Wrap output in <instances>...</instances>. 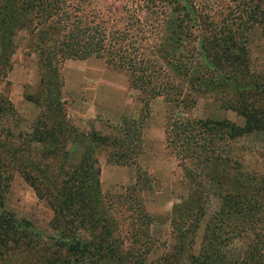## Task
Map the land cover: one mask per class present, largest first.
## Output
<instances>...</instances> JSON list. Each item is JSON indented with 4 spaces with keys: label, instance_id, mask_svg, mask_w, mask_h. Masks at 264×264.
<instances>
[{
    "label": "trees",
    "instance_id": "16d2710c",
    "mask_svg": "<svg viewBox=\"0 0 264 264\" xmlns=\"http://www.w3.org/2000/svg\"><path fill=\"white\" fill-rule=\"evenodd\" d=\"M82 1L0 0V71L7 64L10 31L15 24H23L28 27L30 37L38 36L35 46L39 58L95 56L124 69L142 105L137 116H121L109 135H99L94 130L79 131L72 126L60 112L56 92H50L51 98L46 91L39 93L44 97L41 102L34 99L41 111L29 133H11L1 121V112L6 108L13 113V107L7 101L0 106V258L10 248L25 255L39 241L27 221L16 219L4 209L11 175L7 171L8 163L19 167L37 195V183L30 179L33 171L43 178L51 194L40 196L51 198L57 235L50 239L62 253H56L61 258L55 257L49 264L81 261L97 264L116 259L121 251L111 233L114 228L106 225L94 145L105 146L107 161L134 166L133 185L143 188L147 176L137 159L142 149V121L148 114L150 99L163 97L184 110L194 102L195 95L204 91L234 92L244 100L249 90L259 94L264 91V78L256 82L240 81L236 69L231 68L232 60L243 55L239 38L247 23H260L264 28V0H243L237 13H226L228 17L224 14L220 23L213 17L212 5L205 2L136 0L129 7L123 5V13L128 15L111 25L83 15ZM198 26L207 27L209 37L201 39L196 46L198 37L193 30ZM44 40L48 41L45 46ZM244 62L240 63L242 69ZM51 104L57 113L48 121L45 111ZM246 108L245 105L243 113ZM244 117L245 124L238 126L226 120L181 116L172 119L165 129V142L179 163H191L194 176L199 177L193 192H201L204 186L220 192L219 208L207 219L201 246L197 254L191 255L190 264H264V209H259L256 201L240 190L249 180L248 174L237 162L230 163V179L235 187L224 190L218 186L222 184L219 176L223 164L214 155L216 141L247 132L251 119L248 115ZM30 143H39L40 148L31 149ZM74 143L81 149L72 162L69 148ZM140 178L143 183L138 185ZM191 197V201L196 198ZM188 203L181 206L183 222L193 217L197 220L195 216L202 215L199 205L191 208ZM244 230L251 231V241L242 254H228L224 250L228 241ZM81 232L89 237L85 239Z\"/></svg>",
    "mask_w": 264,
    "mask_h": 264
},
{
    "label": "rangeland",
    "instance_id": "374dc122",
    "mask_svg": "<svg viewBox=\"0 0 264 264\" xmlns=\"http://www.w3.org/2000/svg\"><path fill=\"white\" fill-rule=\"evenodd\" d=\"M134 2L136 0H83L80 7L81 13L87 18L111 25L119 17L128 15L123 13V5L129 7ZM196 2L211 4L215 10L213 17L220 23L224 20V14L228 17L226 13H237V7L243 0ZM10 32L11 47L8 49L7 64L0 71V100L3 99L0 106L3 107L7 101L13 107V113L6 108L1 112V121L11 133L31 131L41 111L34 99L41 102L44 97L39 93L43 91L50 98L54 92L57 93L60 112L79 131L94 130L99 135H109L113 133L121 116L138 115L142 105L139 93L130 86L124 69L95 56L63 60H52L50 56L39 58L35 46L38 36L30 37L26 25L17 23ZM193 33L198 37L196 46L201 39L209 37L207 27L198 26ZM239 41L243 45V55L232 60L231 65L232 69H236L234 71L237 72L238 80L256 82L263 79L264 28L260 23H247ZM47 44L48 41L44 40L43 45ZM243 62L244 69L240 65ZM245 97L244 100L234 92L223 94L204 91L195 95L194 102L184 110L163 97L150 99L148 114L142 121V149L137 159L140 169L147 176L144 186L147 185L143 188L137 189L138 186L133 185L134 166L107 161L105 146L94 145L99 166V186L106 208L103 209L106 225L114 228L111 233L121 251L118 258L102 260L97 264H190L191 255L198 253L205 223L219 208L220 192H213L212 188L206 186L201 192H193L199 177L194 176L192 164L188 161L179 163L165 142V129L176 117L226 120L238 126L245 124L244 115L250 117L251 128L247 132L231 139L216 141L214 155L220 165L223 164L219 176L222 184L218 186L224 190L235 187L230 179L232 171L229 164L237 162L249 177L240 190L254 199L259 209H264V91L259 94L249 90ZM245 105L246 113H243ZM45 113L49 121L57 112L51 104ZM30 148L38 149L40 144L30 143ZM80 149L77 143L69 148L72 162L78 158ZM7 167L11 175L4 196V209L16 219L27 221L32 231L37 233L39 241L25 255L23 252L17 255L13 248L6 250L0 258V264H49L51 259L61 258L56 253H62V250L53 245L50 239L57 235L51 198L47 200L40 196L43 193L50 194L43 178L36 176L34 171L33 176H30L37 183V195L22 177L18 166L8 163ZM142 183L143 178L138 179V185ZM191 196L196 198L191 201ZM186 203L191 204V208L199 205L202 215L195 216L197 220L193 217L183 222L180 213L184 208L181 206ZM81 236L85 239L89 237L88 233L83 232ZM252 237L250 230H244L232 237L224 250L228 254L240 255ZM78 264L92 262L81 261Z\"/></svg>",
    "mask_w": 264,
    "mask_h": 264
}]
</instances>
